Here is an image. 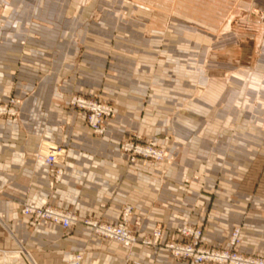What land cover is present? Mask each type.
Here are the masks:
<instances>
[{
	"label": "crops",
	"instance_id": "obj_1",
	"mask_svg": "<svg viewBox=\"0 0 264 264\" xmlns=\"http://www.w3.org/2000/svg\"><path fill=\"white\" fill-rule=\"evenodd\" d=\"M252 1L225 0L219 26L218 0L208 9L200 0H0V22L10 24L0 26V102L22 100L17 119H0V229L9 243L33 264H63L73 247L84 264H190L162 245L128 250L80 226L64 232L20 214L33 202L115 222L130 204L138 242L187 223L211 246L228 247L240 227L236 251L264 257V65L255 74L248 66L250 42L264 41V0L257 21L234 20V8ZM105 2L116 7L105 11ZM78 93L113 105L104 137H92L83 112L69 106ZM135 134L174 156L164 174L162 164L124 163L119 146ZM42 139L68 148L58 183L34 158Z\"/></svg>",
	"mask_w": 264,
	"mask_h": 264
},
{
	"label": "built area",
	"instance_id": "obj_2",
	"mask_svg": "<svg viewBox=\"0 0 264 264\" xmlns=\"http://www.w3.org/2000/svg\"><path fill=\"white\" fill-rule=\"evenodd\" d=\"M2 27H10L8 22H0ZM27 89L23 92L27 96ZM69 105L83 112L85 125L91 135L98 138L105 136L107 127L115 117V110L108 103L87 99L82 96L71 98ZM22 100L9 97L0 102V119H17L20 115ZM47 144V143H46ZM46 153L37 151L34 155L36 161L44 163L49 170L53 171V180L58 183L61 179V166L66 160L67 150L64 145H48ZM122 159L127 166L136 163L152 162L162 164L165 168L161 171L165 173L174 163L172 156L166 149L152 139H144L135 134L123 141L120 146ZM196 178V177H195ZM187 181V180H186ZM104 207V205H102ZM132 206L127 204L122 209L119 219L115 222H104L100 219L87 217L79 220L74 210L54 204L37 206L33 202L24 203L20 208V214L28 222L37 224L41 221L51 225H57L64 232L71 231L78 226L87 230L100 240L116 242L125 249L132 250L139 243L147 248H156L162 245L165 252L173 259L188 261L190 264H264V257L257 254H243L236 251V247L241 244L240 227H235L230 233L228 244L224 247H214L207 243L204 231L191 224L183 223L171 230L167 237L162 240V229L154 228L150 234L138 242L136 235L130 227L129 218ZM3 222V218L0 217ZM138 226L139 222H135ZM162 240V244L160 241ZM25 257L28 251L23 253ZM37 264V263H36ZM64 264H84L83 253L72 250L65 259Z\"/></svg>",
	"mask_w": 264,
	"mask_h": 264
},
{
	"label": "rangeland",
	"instance_id": "obj_3",
	"mask_svg": "<svg viewBox=\"0 0 264 264\" xmlns=\"http://www.w3.org/2000/svg\"><path fill=\"white\" fill-rule=\"evenodd\" d=\"M200 2L202 3L203 8L207 7V9H208V6L206 4L209 5L210 0H200ZM105 3H106V5L103 6L105 11L113 10L116 7L112 3H109V2H105ZM250 4L253 7H251V6L248 7V9H246V11H241V9L234 8L235 9L234 10L235 11V13H234L235 14L234 15V20H240L242 15H249L250 16L249 17L250 18L249 21H257L256 14H257V11H258V8H257L258 0H253L252 3H250ZM226 9H227V7H226V4H225V0H218V10H219V12H221V15H218V24H219V26H222V25L226 24ZM118 11H119V13L121 15L120 17L122 19L128 18V15H127L128 12L125 10L124 6H122L121 9L118 10ZM82 16H83V7L78 6L75 9V13H74V24H73L74 26H73V28H75L76 25H78V23L81 22ZM263 42H264L263 40H262V42H261V40L256 41V42H252V41L250 42V46L252 47L251 48V52H250V58H251L250 59L251 60L250 63L251 64L249 63V65H248L249 67H251V68L248 67L250 74L258 73L257 70H258L259 65H262V66L264 65L263 62H261V63L258 62V59H260V56H261V47L263 45L262 44ZM207 59L201 61V64H200L201 70L207 64ZM263 69H264V67H263ZM259 73L261 74V76L264 75L263 70L259 71ZM225 77L227 78V75ZM75 82H78V79L77 78H75ZM245 83H244V85L242 87H246L247 88V86L249 85L250 82L249 81H245ZM251 84H252V82H251ZM252 86L255 87L256 85H252ZM74 96H82V97H85L87 99H91V100L98 101L97 99L88 97V96L83 95L81 93L73 94L71 96V98H73ZM71 98H70V100H71ZM70 100H69V102H70ZM99 102H101V101H99ZM103 103H108V102H103ZM108 104L112 105L111 103H108ZM239 120H242V119L239 118ZM245 120L246 121H249V125L251 127V122L250 121L252 119H249V120L245 119ZM250 127H249V129L246 128V131L249 132ZM237 130H239V128H237V127L235 129H233V135L238 132ZM92 137H94L95 139H98V137H96L94 135H92ZM48 145H57V144H54V143H51V142H48V141L42 139L40 141V143H39V146H38L39 149H38V151H41L43 154L46 153L47 152L46 150L48 149ZM66 150H68V148H66ZM44 151H46V152H44ZM7 233H8V230L5 229L2 226V228L0 229V239H1L0 240V249H4V250H7V251H2V252L0 251V264H5L6 262H8L7 259L9 257V255H11V254L12 255H17L20 258V260H21V264H28L27 261L25 260L24 256H23V254H21V252H23V251L18 249L17 244H14L11 240H10V243H9ZM4 239H6V240H4ZM7 241H8V243H7ZM73 250L76 251L77 248L76 247H73ZM30 253L34 257V253H32V252H30ZM27 256L28 255H26L25 257L27 258ZM27 260L29 261L28 258H27ZM34 260H35V262L37 264H45L43 262H38V260H37L36 257H34ZM90 264H102V263L101 262L100 263H94V262H92ZM106 264H123V263L121 261L120 262L117 261V262H112V263L109 262V263H106ZM126 264H131V263H126Z\"/></svg>",
	"mask_w": 264,
	"mask_h": 264
},
{
	"label": "bare ground",
	"instance_id": "obj_4",
	"mask_svg": "<svg viewBox=\"0 0 264 264\" xmlns=\"http://www.w3.org/2000/svg\"><path fill=\"white\" fill-rule=\"evenodd\" d=\"M46 151H44V152H46ZM21 253H23V252H21ZM27 258L29 259V262L31 264H33L32 260L28 256H27ZM7 261L8 262H6L5 264H21V260H20V258L17 255H12V254L9 255Z\"/></svg>",
	"mask_w": 264,
	"mask_h": 264
}]
</instances>
